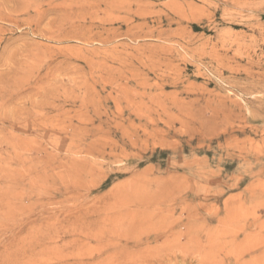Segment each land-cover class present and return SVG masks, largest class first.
I'll return each mask as SVG.
<instances>
[{
    "label": "rangeland",
    "instance_id": "rangeland-1",
    "mask_svg": "<svg viewBox=\"0 0 264 264\" xmlns=\"http://www.w3.org/2000/svg\"><path fill=\"white\" fill-rule=\"evenodd\" d=\"M187 222L264 236V0H0V264H195Z\"/></svg>",
    "mask_w": 264,
    "mask_h": 264
},
{
    "label": "bare ground",
    "instance_id": "bare-ground-1",
    "mask_svg": "<svg viewBox=\"0 0 264 264\" xmlns=\"http://www.w3.org/2000/svg\"><path fill=\"white\" fill-rule=\"evenodd\" d=\"M6 90V89H5ZM29 193V192H28ZM25 194V192H24ZM27 194V193H26ZM25 194V195H26ZM12 195V194H11ZM20 196V194H19ZM32 196V195H30ZM28 196V198L30 197ZM13 197V196H12ZM11 197V198H12ZM21 197V196H20ZM24 198V195L22 196ZM21 197V198H22ZM14 198V197H13ZM3 200V199H2ZM1 200V202H2ZM4 200H7V199H4ZM10 200V199H9ZM26 200V199H24ZM29 200V199H27ZM31 200V199H30ZM21 201V199H20ZM7 202V201H6ZM9 202V201H8ZM10 203V202H9ZM62 217L61 219H58V221L63 222H69V221H73V211L71 209H65V210H62ZM85 215V214H83ZM80 216V215H79ZM75 217V216H74ZM78 218V217H77ZM81 218V216H80ZM96 220L98 218H95ZM102 219V218H101ZM141 219V218H140ZM46 219H44L45 221ZM51 220V218H50ZM55 220V219H54ZM52 220V221H54ZM82 220V219H81ZM80 220V221H81ZM99 220V219H98ZM84 221V220H83ZM101 221V220H99ZM98 221V222H99ZM103 221V220H102ZM49 222V221H48ZM47 222V223H48ZM91 222V221H90ZM97 222V221H96ZM166 223L165 224H161L160 225V228H163L162 231H161V234H164L165 236H168V235H173L172 234V230L174 228L175 225H177L176 222H167L165 221ZM44 223V222H43ZM48 224H50V222ZM52 223V222H51ZM80 223V222H79ZM85 223V222H83ZM94 223V221H93ZM164 223V222H162ZM56 224V223H55ZM59 224V222H58ZM64 224V223H63ZM76 224V223H75ZM74 224V225H75ZM78 224V223H77ZM105 224V223H104ZM113 224V223H112ZM130 224V223H129ZM133 224V223H132ZM225 224V225H224ZM222 224L224 227L221 228L220 232L216 231L217 234L214 235V236H211L212 232H210L208 234V237L206 239V242H202L199 237H198V230H199V226L200 225H195V224H184L183 227L186 228V229H193L194 231L192 232V230H190L191 233L189 234H186L184 233V235L187 237L186 241L188 242L187 245H183L181 249H178V251H180V253L178 252V254H182V261H185V259L183 260V256H188L189 259L188 260H194V263L195 264H264V236H259V235H256V236H252L248 233H244V236L242 239L238 240L237 239V235L235 233V235L233 234L231 239L229 240H226V237L228 234V231L229 229H240V230H244L246 228V225L245 224H226L224 223ZM72 225V224H71ZM79 225V224H78ZM87 225V224H86ZM99 225V224H98ZM107 225V224H106ZM136 225V224H135ZM256 225H259L256 223ZM53 226V225H52ZM60 226V225H59ZM91 226V224H90ZM89 226V227H90ZM112 226V225H111ZM51 227V226H50ZM49 227V229H50ZM66 227V226H65ZM92 227V226H91ZM96 227V226H95ZM98 227V226H97ZM201 227V226H200ZM203 227V225H202ZM201 227V228H202ZM261 226L259 225V228ZM52 228V227H51ZM56 228V226H55ZM54 228V229H55ZM60 228V227H58ZM84 228V226H83ZM86 228V227H85ZM84 228V229H85ZM94 228V227H92ZM159 228V227H158ZM77 229H80V230H77ZM101 227V229H98V230H82L81 228H76V226H69L68 228H64L63 230V233H68V235H71V240L72 241H75V242H82L84 246H88L89 244V241L91 240H94L95 242H98L99 243V248H98V252L97 253H101V252H105L108 254L111 252L110 250H108V246L110 245L112 247V250L113 251H120L122 248H124V246H128V244L130 243L131 246L129 247H138V245H140V243H146L149 241V236H147V238H145V241H142L141 240V236H139V238H134L133 237H125L124 236V241L123 243L120 242L119 239H116L118 240L117 242H113L111 243L110 241H106V236L110 233L113 234L115 230H110V229H104L105 231H103ZM151 230V229H150ZM48 231V230H47ZM52 231V230H51ZM50 231V232H51ZM55 231V230H54ZM75 231H78L77 233H75ZM235 231V230H233ZM159 232V230H158ZM215 232V233H216ZM230 232V231H229ZM107 233V235H106ZM38 234V232H37ZM125 234V233H124ZM134 234V233H133ZM193 234V235H192ZM238 234V233H237ZM55 235V234H54ZM53 235V236H54ZM117 235V234H116ZM159 234H155V237L156 238ZM210 235V236H209ZM41 236V235H40ZM52 236V237H53ZM175 236V235H174ZM230 236V235H229ZM38 237V236H36ZM49 237V236H48ZM137 237V236H136ZM162 237V236H161ZM164 237V236H163ZM177 240L181 239V238H178V237H181V233L180 234H177L176 236ZM185 237V238H186ZM46 238V237H45ZM68 238V237H67ZM184 238V236H183ZM43 239V238H42ZM52 239V238H51ZM63 239V238H62ZM108 239V238H107ZM112 239H115V238H112ZM111 239V241H112ZM60 240V238H59ZM160 240V239H159ZM165 240H166V237H165ZM172 240V238H171ZM170 240V237H168V241H171ZM184 240V239H183ZM167 241V240H166ZM185 241V240H184ZM68 242V241H67ZM92 242V241H91ZM90 242V243H91ZM157 242V241H156ZM183 242V241H182ZM186 242V243H187ZM73 243V242H72ZM160 243V242H159ZM162 243V242H161ZM74 244V243H73ZM150 244V243H149ZM157 244V243H156ZM178 244V243H177ZM42 245V244H41ZM71 245V244H70ZM78 245V244H77ZM82 245V246H83ZM147 245V243H146ZM155 245V244H154ZM164 245V244H163ZM175 245V244H174ZM182 245V244H181ZM76 246V245H75ZM81 246V247H82ZM141 246V245H140ZM139 246V247H140ZM161 246V245H160ZM66 247V246H65ZM72 247V246H71ZM154 247V246H153ZM171 247V246H170ZM169 247V248H170ZM173 247V246H172ZM175 247V246H174ZM87 248V247H86ZM155 248V247H154ZM153 248V249H154ZM85 249V248H84ZM125 249V248H124ZM159 249V248H158ZM157 249V250H158ZM171 249V248H170ZM174 249V248H173ZM83 249H81L82 251ZM140 250V249H139ZM151 250V249H150ZM149 250V251H150ZM155 250V249H154ZM167 250V249H166ZM79 251V250H78ZM138 251V250H137ZM153 251V250H152ZM162 251H163V248H162ZM171 250H169L170 252ZM173 251V250H172ZM72 252V251H71ZM116 252V253H117ZM145 252V251H144ZM160 252V251H159ZM167 252V251H166ZM80 253V252H79ZM78 253V254H79ZM89 253V252H88ZM152 253V252H151ZM164 253V251H163ZM55 254V253H54ZM57 254V253H56ZM74 254V253H73ZM85 254V253H84ZM83 254V255H84ZM118 254V253H117ZM120 254V253H119ZM118 254V255H119ZM169 254V253H168ZM77 255V254H76ZM75 255V256H76ZM105 255V254H104ZM110 255V254H109ZM117 255V256H118ZM121 255V254H120ZM130 255V253H129ZM164 254H162L163 256ZM55 256V255H54ZM73 258L75 257L74 255H72ZM80 257L82 256V252H81V255H79ZM89 256V254H88ZM101 256V255H100ZM111 256V255H110ZM112 256H115V255H112ZM116 256V257H117ZM51 257V256H50ZM77 257V256H76ZM85 257V256H84ZM105 257V256H103ZM108 257V255H107ZM169 257V255H168ZM177 257V255H176ZM42 258V257H41ZM101 258V257H100ZM110 258V257H109ZM35 259V258H34ZM50 259V258H49ZM167 259V258H165ZM169 259V258H168ZM186 259V260H187ZM51 260V259H50ZM78 260V259H77ZM80 260V259H79ZM101 260V259H100ZM104 260V259H103ZM85 261V260H84ZM102 261V260H101ZM114 261V260H113ZM43 262V261H41ZM55 262V261H54ZM64 262V260H63ZM72 262H73V259H72ZM83 262V261H81ZM155 262V261H154ZM158 262V261H156ZM39 263V261H38ZM69 263V262H68ZM85 263V262H84ZM97 263V262H96ZM98 263H102V262H98ZM47 264V263H45ZM61 264V263H60ZM66 264V263H65ZM71 264V263H69ZM74 264V263H73ZM82 264V263H81ZM89 264V263H88ZM105 264V263H104ZM107 264V263H106ZM108 264H111V263H108ZM189 264V262H188Z\"/></svg>",
    "mask_w": 264,
    "mask_h": 264
}]
</instances>
